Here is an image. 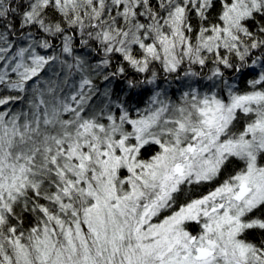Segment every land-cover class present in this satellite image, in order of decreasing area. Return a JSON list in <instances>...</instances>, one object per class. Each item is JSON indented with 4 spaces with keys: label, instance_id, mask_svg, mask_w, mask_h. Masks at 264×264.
<instances>
[{
    "label": "snow or ice",
    "instance_id": "snow-or-ice-1",
    "mask_svg": "<svg viewBox=\"0 0 264 264\" xmlns=\"http://www.w3.org/2000/svg\"><path fill=\"white\" fill-rule=\"evenodd\" d=\"M0 264H264V0H0Z\"/></svg>",
    "mask_w": 264,
    "mask_h": 264
}]
</instances>
